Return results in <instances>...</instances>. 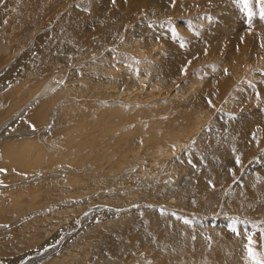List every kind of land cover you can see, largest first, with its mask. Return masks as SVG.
<instances>
[{
	"label": "bare ground",
	"instance_id": "1",
	"mask_svg": "<svg viewBox=\"0 0 264 264\" xmlns=\"http://www.w3.org/2000/svg\"><path fill=\"white\" fill-rule=\"evenodd\" d=\"M130 1L132 6L145 3L157 6L156 4L161 2ZM68 2H72L67 8L68 12L65 10L66 13L62 15L60 12L61 16L54 18L53 14L59 9V5L63 6V3ZM172 2L178 6V9L174 6V13L179 16L182 14L179 11L181 8L195 15L196 10L202 6L201 9H207L210 17L214 19L201 23L200 16L192 17L193 21L196 19L200 22L196 27L186 26L190 35L180 31L177 34L179 40L172 44L163 45L157 42L156 48L146 47L145 51L143 50L146 57L143 58V53H134L138 45L135 42L126 45L123 41L115 50L105 48L115 44L114 36L130 37L133 41L144 43L146 36L156 34L151 22L141 21L131 29L125 30L124 26H120V21L113 23V19L108 18H121L125 14L124 19L129 22L130 18L135 17L132 15L133 10L130 11V8L121 5L115 8L101 3L88 5L87 12L91 15L87 16L89 25L100 36L99 45L90 42L88 47L93 53L102 56L88 66L76 68L74 61H82L87 56V49L81 50V54L77 53L74 59L73 42L53 43L66 32L76 33V43L77 40L81 42V37L88 33L86 30L82 32L86 26L74 24V0H0V69L9 59L11 51L17 53L25 49L28 40L37 35L33 33L41 31L42 27L51 24L50 22L53 24L47 32L35 36L31 43L29 42V52L18 55V61L14 62L26 81L34 80L35 84L25 89L23 99H11L6 109L0 107V264H118L117 261H125V264H256L258 261L263 264L257 251H254L253 244L249 243V237L243 236L247 235L246 233L237 229L240 234L235 237L226 236L222 232L226 226L222 225L223 221H219L222 218L214 219L211 217L212 212H207L212 209L207 207H212L214 200L219 199L213 188L219 184L212 186L211 180L201 181L202 187L196 189L192 178L195 175L193 169L197 167L194 165L202 166L204 163H208V168H203L205 171H222V175L216 177L218 181L226 176V180L233 178L231 173L236 171L240 161L255 152L258 143L264 144V23L257 24L256 19L248 17L246 7L252 8L251 2L246 7L242 0ZM155 37L157 39L156 35ZM121 58L128 62L135 59L141 62V65L133 68L132 74L127 64L119 65L118 60ZM194 68L198 69L195 71ZM209 69L213 72H209ZM137 71L141 74H136ZM55 72L59 77L65 75L64 84L57 83L58 79L51 80V75ZM184 72L193 73L192 80H188ZM200 72L203 73V78L200 77ZM3 78L7 79V76ZM149 81L153 85L145 84L150 83ZM176 81L180 86L173 89ZM88 84L95 88L101 86L113 93L115 102L102 104V99H99L91 104L64 103L67 95L74 94V100L83 97L91 99L90 95L96 96L102 91L91 88V92H86ZM40 89L42 91L38 92ZM180 89L186 90L185 93ZM9 90L10 88L6 92ZM104 95L108 94L103 93L102 96ZM240 95L242 97H239ZM236 96L240 98V102L233 108L230 99ZM2 101L3 98L0 97V104ZM24 105L27 108L22 111ZM218 107H221L220 111ZM57 108L58 121L63 122L60 126L63 133L67 132L66 128L69 126V130L74 129L79 135L87 132V142L80 144L81 147L88 148L87 153L91 149L98 153L99 148L105 146L103 137L114 140L117 145H120V141L124 143L126 148L116 155L117 161L109 167L107 174L120 171L128 164L127 154L132 146H135L137 151L142 149L153 159L152 172H146L144 169L143 173L140 172L137 182H129L131 179L135 180L134 172L122 174L117 180L102 181L105 186L111 188L128 186L149 193L147 196L143 194L144 200H152L153 207L139 208L140 210L136 208L120 215L122 219L117 226H113L112 232L107 229L112 220L103 223L102 227L106 232L112 234L102 237L104 244L90 240V237L97 238L100 235L91 234L95 228L84 230L83 227L76 236L79 238L78 242H81L79 245L75 242L70 244L71 237H68L66 243L60 244L63 240L60 236L67 234L72 227L69 225L70 217L67 211L61 208L49 207L46 211L32 213L28 226L11 228L13 230L6 227V221L31 209L36 210L41 203L51 201V196L70 200L74 192L80 197L86 193L84 189L87 192L93 190L81 187L83 177H86H80L81 172L74 173L76 176L73 174L65 177L62 182L57 178L39 184L25 182L37 177L36 171L39 175L46 173L47 170L41 171L40 168H44L48 161H58L60 157V144L54 146V153L49 154L35 137L41 133L37 130L40 125L45 124L46 119L54 114ZM155 110L158 111L157 115H153ZM11 112L16 115L21 113L19 118L14 115L17 120L12 124L10 121H4ZM208 113L212 115L210 121ZM144 115L148 120L142 119ZM69 119L74 120L73 126L67 123ZM145 121L150 133L142 130ZM36 124H39V127ZM203 126L205 128L201 129ZM12 127L16 129L10 131L9 128ZM193 131L199 133L196 148L198 152L201 151V157L197 159L194 157L196 153L186 146ZM94 133H98V137L93 136ZM68 137L73 138L71 135H63L66 144L70 142ZM90 137L92 140H89ZM261 154L259 163L255 162L253 166L249 164L247 171L243 169L241 172L243 178L232 190L234 198L239 199L247 191L252 192L253 197L264 196V153ZM171 156L174 157L172 163L177 164L175 171L169 170L170 163H162L163 159ZM87 159L95 162L94 158L89 159L87 156L80 162ZM184 160L189 164L190 172L185 173ZM61 168L62 166L58 170ZM163 170L166 173L170 171L177 180L167 181L168 176H165L161 184L156 182V179L152 183L151 177L156 176L153 174ZM27 172L29 175H26ZM87 176V181L98 188L92 184L98 181L95 179L97 176ZM148 179L152 184L147 182ZM15 182L22 185L10 188L7 186ZM145 182L149 183L147 188L143 187L147 185ZM258 187L263 189V192L257 191ZM204 191L207 194L204 195ZM163 200L168 205H173L175 210H161L157 206L160 204L157 203ZM127 206L131 207L133 204L129 203ZM177 209L182 212L179 213ZM195 209L207 214L195 212ZM44 215L50 217L43 219ZM75 222L74 229L77 224ZM61 226L65 232L59 231ZM152 226L161 235L159 246L153 244L154 235L145 232ZM48 236L51 238L48 239ZM134 236L140 244H130V238ZM58 240L59 246L55 244ZM249 248L255 254L254 257L249 255ZM45 249L47 251L40 254ZM56 251L61 253L57 254Z\"/></svg>",
	"mask_w": 264,
	"mask_h": 264
},
{
	"label": "rangeland",
	"instance_id": "2",
	"mask_svg": "<svg viewBox=\"0 0 264 264\" xmlns=\"http://www.w3.org/2000/svg\"><path fill=\"white\" fill-rule=\"evenodd\" d=\"M160 1L161 2L156 4L157 6H153V5L150 6L149 3H145V4H141V5H137V6H135V5L132 6L131 5L132 3L130 0H74V3H75V5H74V24L76 25V23H80L81 25L86 26V27H84V29H82V32L84 30H86V31H88V33L81 37L82 38L81 42H79L77 40V43H76V42H74V40L78 38L75 35L76 33L71 34L69 32L70 34H67V32H66V33L62 34L57 41H53V43L61 44V42H65V43H69V42L72 43L73 42L74 44L72 43V46H74V59L76 58L77 53L81 54L82 53L81 50L87 49V56L85 58H83L82 61H80V62L74 61V66L76 68H82L84 66H88L89 64L96 62L98 60V58H100L102 56V54L93 53L92 51L89 50L90 48L88 46H89L90 42L95 43V45H99L100 36L98 35V32H96L95 29H92L91 26L89 25V20L87 19V16H91V15L87 12V10L89 7L88 5H96L98 3L106 4V5H109V7H113V8L119 7L121 5V6L130 8L131 9L130 11L133 10L132 15H134L135 17L130 18L129 22H126V20L124 19L125 14L121 18H118L116 16L108 18L110 20L113 19V23H117L120 21L121 22L120 26H124L125 30L131 29L133 26H135L136 24H138L141 21L151 22V26L156 31L155 35L157 36V39H156L155 35L153 34L151 37L146 36V38H145L146 41L144 43H140L137 40L133 41L130 37L125 38V36H117V37L114 36L113 39L115 40V44L114 45L112 44V45L107 46L105 48V49L115 50L116 46L119 45L120 43H122L123 41H124V44H126V45L129 44L130 42H135L138 45H137L136 49L134 50V53L135 54H139V52L143 53V55H142L143 58L146 57V52H144L145 51L144 48H146V47L156 48L157 42H160L163 45L172 44V43L179 40V37L177 36L178 32H180V31L186 32L187 35H190V33L186 27L187 25H188V27H190V25H193L196 27V25H198L200 21H201V23H204V21L206 22L207 20H209V22H210L211 20L214 19L213 17H210L211 14L208 12L207 9H201L202 6L199 8L197 7L198 10L200 9L199 10L200 13H198V10H196L195 15L192 14L189 10L181 8V10H179V11H181L182 14L179 16L178 14L174 13L175 7H177V9H178V6L174 2H172V0H167V1L166 0H163V1L160 0ZM170 1L172 3H170ZM250 2L252 4V8L245 6L246 11L248 13V17L256 19V21H258L257 24L264 23V16L261 15L262 10H264V0H248L247 4ZM188 4H189V2L187 1L186 5H188ZM71 5H72V2H68L65 4L63 3V6H62V4H60L59 9L55 12L56 14L55 13L53 14V17L54 18H55V16L59 17L62 14L66 13L65 10H67V8L70 7ZM64 7H65V9H64ZM148 7H151L152 9H149ZM67 12H68V10H67ZM196 15L200 16V18L202 20L196 21V19H195L193 21L192 17H195ZM177 17H179V18H177ZM192 22H193V24H192ZM50 23L51 24L43 26L45 28L42 27L41 31H36L33 34L39 35L43 32H47L50 29V26L52 27V25H53L52 22H50ZM109 24H111V23H109ZM107 28L108 27H106L105 29L107 30ZM258 33H260V32H258ZM37 35H35V36H37ZM73 35H74V39H73ZM35 36L33 35V37H31L28 40V43L25 46V49L23 48L22 50L17 51V53H15L14 51H11V53H9L10 54L9 59L5 62L4 66L0 69V87H1L0 88V94H1L0 97L3 98V101L0 104L1 109H6L9 106V102L11 99H17V98L23 99L25 96L24 95L25 89L30 88L35 84L34 80L26 81L25 76L20 74V72H19L20 68L15 67L16 63H14V62L18 61V58H17L18 55L20 56L23 52L24 53L29 52L30 47H31L30 43ZM172 38H175V39H172ZM48 39L49 38H46V40H48ZM157 40H160V41H157ZM134 47H135V45H134ZM155 50H157V49H155ZM90 52H92V54H90ZM143 58H141V59L143 60ZM233 62H235V59ZM118 63H119V65H124V64L126 65L127 64V66L131 69L132 74H134V71H132V69L135 68L136 66L141 65V62H138L135 59H132L131 62H128V61H123V58H121L118 60ZM241 66L244 67L243 62H241ZM261 66H263V65H261ZM226 68H231V66L230 67L226 66ZM197 69L198 68H194L193 70L196 71ZM209 72H213V70L209 69ZM53 74L51 75V80L58 79L57 83L59 82L60 85L64 84V76H65L64 74L61 75L60 77L58 76L59 74L56 72ZM136 74H141V73H140V71L139 72L137 71ZM184 74L188 80H192L193 73L189 74L187 72H184ZM5 76H7V79L3 78ZM200 77H202V78L204 77L202 72H200ZM1 78H3V79H1ZM62 79H63V81H62ZM2 81H4V82L2 83ZM145 84H147L148 86L153 85V83H151V82L145 83ZM174 85L175 86L173 87V89H178L180 86L179 83L177 84V81L174 83ZM7 88L8 89L10 88L8 93L6 92L8 90ZM91 88H94L97 90L101 89L102 91H100L98 93V95H96V96L90 95L91 99L83 97L82 99H75L74 100V94L73 95H67V98L65 99L64 103H67V104L69 103L71 105H73L76 102H83V103L91 104V102H98L99 99H102V101H101L102 104H109L111 102H115L114 94L110 93V91H106L101 86H99L98 88H95V87L91 86L90 84H88L86 92H91ZM184 89H180V90H183L182 93H185L186 90H184ZM40 91H42V90L40 89L38 92H40ZM103 93H107L108 95L102 96ZM137 96L141 97V95H137ZM34 97H36V96H34ZM236 97L230 99L232 101L231 106H233V108H234L235 104L240 102V98H238V96H236ZM239 97H242V96L240 95ZM105 101H107V102H105ZM28 103H30V102H28ZM221 104H220V106H221ZM61 105H63V103H61ZM94 107H96V105ZM26 108H27L26 105H24V107L22 108L23 110L22 109L21 110L24 111ZM58 110H59V108H57L54 111V114H52L49 118L46 119L45 124L43 123V125H40V127H39L40 123L36 124V126L39 127L37 130H40L41 133H39L40 136L36 135L35 137L37 138L38 141H40L41 145L44 146L43 148L46 150V152L47 153L50 152L49 154L54 153V149H53L54 146L60 144L62 146L61 147L62 152L60 154V157H59L58 161H48L47 164H45L46 166L44 168H40V169H42L41 171L47 170L46 173L39 175L38 171H36V175H38V176L34 177L33 180H26L25 182L31 181L30 183L34 182V183L39 184L41 182H44V183L48 182L50 179L52 180L53 178H57L62 182V180H64L65 177H67L69 175L71 176L74 173H80L81 172L82 174H79L80 177H81V175L86 176V177H83V179H84L83 183L84 184L82 183L81 187L86 188V189L90 188L93 190L87 192L84 189V193L85 192L86 193L84 195H81L80 197L74 192V196L70 200L69 199L65 200V199H62L59 197L57 198L55 196H51L50 197L51 201H48V203H47V201L44 203H41L39 206H37L36 210L31 209L27 212L19 214L17 217L14 216L15 218L10 220V221H6L5 222V223H7L6 227L8 229H11V228L17 229V228H20L21 226H28V223L32 220L31 219L32 217H29L30 215H32V213L34 214L36 212L46 211L47 208H49V207L61 208L64 211H67L66 213L70 217L68 219V220H70L69 225H72V227L70 228V231L67 233L68 235L65 233V234H62L60 236L61 239L63 238V240L60 242V244L66 243V241H68V237H71L70 238L71 240L69 241L70 244L75 242L77 245H79L81 242H78L79 238L76 236L78 234V231L80 229H82V227L84 230H90L91 228H95L91 231V234H95V235L100 234V235L97 238H96V236L90 237V240L92 242L96 241L97 243L104 244L105 242L102 240V237L103 236H109V235L112 236V234L106 232V229L102 227L103 223L112 220V221H110L111 224L107 225L108 231L112 232L113 226H117V223L122 219L120 215L125 214L126 212L128 213L132 209H136V208L139 209V208H153V207L151 206L152 200L151 201H145L144 200V195L147 196V194H149V193H144V192H141L138 188H135V187L129 188L128 186H125L126 188H124V186L117 187V188H113V187L111 188L110 186H105V184H103L102 181H109V180H115V179L117 180L118 177L122 176V174L134 172L135 180L131 179V181H129V182H132V181L137 182V181H139V178L141 175L140 172L143 173L144 169L146 172H152V160L153 159L149 158L147 156L148 153H144L142 151V149H139V151L141 153L140 154L139 151H137L138 149L134 148L135 146H132L129 148L130 150H128V152L129 151L130 152L127 154V156L129 155L128 156V162H127L129 165L126 164L123 167V169L120 171H114L110 175L107 174L109 167L113 164V162L117 161L118 156H116V155L119 154L120 150L126 148V146H123L124 143L120 141V145H117L116 143L113 142L114 140H108L105 137H103L105 146L100 147L98 150V153H95V151L92 149L90 150L89 153H87L88 148L86 146H84V147L80 146V144L87 142L86 141L88 139V137H86L87 132H85L82 135H79L78 133L74 132V129L69 130V128H71V126H69L66 128L67 132L63 133L60 130L61 129L60 126L63 122L58 121V117H57V111ZM220 110H221V107H218V111H220ZM15 112H11V114L9 116L7 115L6 116L7 118H4V121L5 120L10 121L11 124L14 123L17 120L16 116L18 118L21 116L20 115L21 113L16 115ZM157 114H158V111L155 110L153 112V115H157ZM176 114L178 116H181L179 112H176ZM209 114L210 113H208V115ZM14 115H16V116L14 117ZM211 117H212V115L210 114L209 115V121H210ZM142 119L148 120L146 115H144V118H142ZM181 120L183 122V119H181ZM130 122L133 123L132 121H130ZM67 123H70L73 126L74 120L69 119V121H67ZM206 124H205V126H206ZM120 125H122V124H120ZM205 126H203L201 129H204ZM130 127L132 128L133 124ZM125 128H127V125L125 126ZM15 129H16V127L9 128L10 131L15 130ZM9 130H7V132H9ZM119 130H120V128L117 131H119ZM142 130H145V131L150 133V128L147 127L146 121L143 122ZM78 132H80V131H78ZM195 132H197V133L195 134ZM190 133H192V132H190ZM64 134L71 135L73 137V138L68 137V140H70V142L68 144H66L67 143L66 139L63 138ZM26 136L32 137L34 135H26ZM93 136L98 137V133H94ZM193 136H195V137H193ZM198 137H199L198 131H193L191 137L189 138L188 143H186L187 148H190L191 151L196 153V155H194L195 159L201 157V151L198 152V148H196V147H198L196 144ZM89 140H92L91 137ZM94 142H96V140H94ZM261 144L258 143L256 145L255 152L250 153L248 156H246L245 159L240 161L241 164L239 163V165H238L239 167L238 168L236 167L237 168L236 171H233V173H231V175H233V178H229L228 180H226V177H228V176H226V177H223L221 179V181H218L216 179V177L221 176L222 171H211L209 169H208V171H205L203 168H208V163H204L202 166H201V164L194 165L197 167L195 169H193V172L195 173V175L192 178V181H193V185H195L196 189H199L202 187V186H200L201 181L211 180L212 186L215 183L219 184V185H215L213 187L215 189L214 192L218 194L219 199L214 200V203H212L213 205H211L212 207H207V208H212V209L208 210L207 212L208 213L212 212L211 217H214V219L215 218L216 219L222 218L219 221H223L222 225L224 227L226 226V228L223 227L224 229L222 230L223 234L225 233L226 236L235 237L236 235L240 234V232H238V230L246 233L247 235L243 234V236L249 237L248 239L251 240V243L253 244L252 247H253L254 251L255 252L257 251L256 253L258 254V256H260V258L264 264V196L257 195L255 197H253L252 192L247 191L239 199H237V198H234V194H232V190L237 187V184L238 185L240 184V182L243 178V177H241L242 176L241 172L243 171V169H245V172H246L247 171L246 168L249 164H250V166H253L255 162L259 163V159L261 157L260 154L262 152L264 153V144L263 143H261ZM131 151H133V152H131ZM134 152H135V154H134ZM137 152H138V155H137ZM64 153H66V154L63 155ZM143 154H145V155H143ZM86 156L89 159L94 158L95 162L90 161L88 159L80 162V160ZM131 156H133V157H131ZM174 157H176L175 154H174ZM174 157L171 156L168 159L167 158L163 159V161H162V163H164L165 165L167 162L171 164L170 168H169L170 171H175L174 167L177 165L176 162L172 163L174 160L173 159ZM107 158H111V159L106 161ZM136 160L138 162H136ZM134 161L136 163H134ZM59 163L61 164L60 166H62V168L60 170H58L60 167ZM139 163H141V164H139ZM183 163H185V165H184L185 166V173L190 172L188 170L189 164L186 163L185 160L183 161ZM260 166H262V165H260ZM198 167H200V168H198ZM139 168H141V169L139 170ZM50 169H53V171L54 170H58V171L53 172V171H50ZM114 169H116V168H114ZM170 171H169V173H166L165 170H163V171H160L158 173L153 174L156 176L151 177V179L153 178L152 183L156 181L158 183L160 182V184H161L162 180L165 178V176H168L167 178H169V179L166 178L167 181L169 180L171 182H175V180H177V179L174 178L170 174ZM146 172H144V173H146ZM88 174H94L95 176H97V178H95V179H97L98 181L96 183H92V184L94 186H97L98 188L93 187L87 181V178H88L87 175ZM26 175H29V172H27ZM177 175H179V174H177ZM73 176H76V174H74ZM183 176H185V175H182V177ZM171 179H173L174 181ZM149 180L150 179H148L147 182H149ZM147 182H145V183H147ZM149 183H151V182H149ZM149 183H147V185H144L143 187L147 188ZM19 185H22V183L15 182V183L9 184L7 186L10 188L12 186L16 187ZM258 190L260 192L261 191L263 192V189H261L260 187L257 188V191ZM74 191H76V190H74ZM128 194H133V195L128 196ZM205 194H207V192L204 191V195ZM67 200H69V201H67ZM137 201L139 204H137ZM66 202H68V203H66ZM129 203L131 205L133 204V206L128 207L127 205ZM157 204H160L157 206H159V208L161 210H164V211L175 210L174 206L168 205L165 200L158 201ZM176 211H178L179 213L182 212V211H180V209H177ZM194 211L199 212L196 209ZM195 212H192V213L194 214ZM192 213H190V214H192ZM199 213L200 214H207L206 212L205 213L199 212ZM49 217H50V215L49 216L44 215L43 219H47ZM202 217L205 218L204 216H202ZM199 221L202 222L201 220H199ZM74 222L77 223L75 229H74ZM229 223H230V225H227ZM11 230H13V229H11ZM59 231H61V232L64 231L62 229V226L59 228ZM145 232L154 235V239H153L154 245H157V246L161 245V241H162V239L160 238L161 235L159 234V231H156L153 226L150 228V230L146 229ZM51 236H52V233H51ZM50 238L51 237L48 236V239H50ZM130 239H131L130 244L138 243L137 237L135 238V236H134V237H131ZM60 240H58L55 244H57L59 246ZM138 244H140V243H138ZM46 251H47V249L43 250L40 254H43ZM56 253L59 254V253H61V251H56ZM56 253H54V255H57ZM142 253H144V252L142 251ZM144 254H146V253H144ZM114 261H116V260L114 259ZM117 263L118 264H125L126 262L124 261V263L123 262L120 263L117 261ZM179 264H180V262H179Z\"/></svg>",
	"mask_w": 264,
	"mask_h": 264
},
{
	"label": "snow or ice",
	"instance_id": "3",
	"mask_svg": "<svg viewBox=\"0 0 264 264\" xmlns=\"http://www.w3.org/2000/svg\"><path fill=\"white\" fill-rule=\"evenodd\" d=\"M242 2L244 3L245 6H247L248 0H242ZM261 15L264 16V10H262ZM249 243L251 244V240H249ZM249 255L251 257L255 256V254L252 252L251 248H249ZM256 264H260V262L257 261Z\"/></svg>",
	"mask_w": 264,
	"mask_h": 264
}]
</instances>
